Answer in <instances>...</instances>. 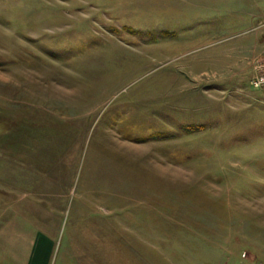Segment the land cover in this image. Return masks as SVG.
I'll return each mask as SVG.
<instances>
[{"label": "rangeland", "instance_id": "1", "mask_svg": "<svg viewBox=\"0 0 264 264\" xmlns=\"http://www.w3.org/2000/svg\"><path fill=\"white\" fill-rule=\"evenodd\" d=\"M263 30L264 0H0V264H264Z\"/></svg>", "mask_w": 264, "mask_h": 264}, {"label": "built area", "instance_id": "2", "mask_svg": "<svg viewBox=\"0 0 264 264\" xmlns=\"http://www.w3.org/2000/svg\"><path fill=\"white\" fill-rule=\"evenodd\" d=\"M254 72L249 85L254 89H264V56L254 62Z\"/></svg>", "mask_w": 264, "mask_h": 264}, {"label": "crops", "instance_id": "3", "mask_svg": "<svg viewBox=\"0 0 264 264\" xmlns=\"http://www.w3.org/2000/svg\"><path fill=\"white\" fill-rule=\"evenodd\" d=\"M255 41L256 42L254 43V49L251 50L252 47L251 48L249 47L251 51L250 55H252L254 59L258 60L260 57L264 56V32L262 33V36L261 37L259 36V38L256 39Z\"/></svg>", "mask_w": 264, "mask_h": 264}]
</instances>
